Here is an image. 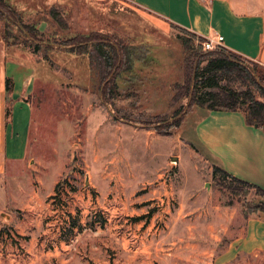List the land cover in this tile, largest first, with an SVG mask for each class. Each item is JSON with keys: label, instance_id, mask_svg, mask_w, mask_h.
Masks as SVG:
<instances>
[{"label": "crops", "instance_id": "0c3cea01", "mask_svg": "<svg viewBox=\"0 0 264 264\" xmlns=\"http://www.w3.org/2000/svg\"><path fill=\"white\" fill-rule=\"evenodd\" d=\"M122 1L142 12L162 31L174 24L206 38L222 35L223 46L264 67V0ZM6 2L26 22H31L38 13L76 0ZM21 50L0 39V189L5 181L10 180L11 184L25 171L29 175L26 191L18 199L11 193L14 199L10 207L14 211L4 212L3 223L9 224L12 231L7 227L0 230V239L5 240L0 245V264H110V248L116 249L118 256H125L123 264H160L164 241L157 229L146 226L142 231L127 234L117 226L114 232L111 218L121 190L133 196L137 190L149 187L152 195L162 194L164 188H173L177 183H185L186 190L194 189L192 176L181 168L182 155L174 148L168 151V160L164 162L157 160L158 151L147 150L143 166L136 167L120 152L121 141L117 146L109 135L100 141L99 147L93 143L91 162L83 152L81 169L89 177L87 187L84 183L75 187L61 181L66 164H60L51 184L46 186L43 174L47 173L49 163L37 159L29 145L33 108L28 95L33 91L37 66L35 59ZM197 107L202 111H198L200 115L186 134L184 130L169 134L176 135L178 147L188 150L195 159L201 178L196 188L200 190L212 180V167L218 165L264 190V127L249 125L240 110L199 106L193 109ZM112 122L118 130L126 126L134 131L145 130L148 145L152 137L163 135L155 128L139 127L132 122ZM107 148L105 152L103 149ZM59 181L57 194L55 185ZM208 197L205 192H195L178 201V211L173 215L172 264H264V214L246 213L238 204H222L213 197L209 213H193L198 204L209 203ZM59 199L69 212H77L63 235L59 229L62 220L56 213ZM156 199L161 198L146 197L140 203L149 204ZM132 205L133 202L125 201L124 210L129 212ZM98 210L110 213L108 222L89 220L88 213ZM151 211L140 207V211L129 213L144 221ZM152 216L158 217L159 212L152 211Z\"/></svg>", "mask_w": 264, "mask_h": 264}, {"label": "rangeland", "instance_id": "374dc122", "mask_svg": "<svg viewBox=\"0 0 264 264\" xmlns=\"http://www.w3.org/2000/svg\"><path fill=\"white\" fill-rule=\"evenodd\" d=\"M90 2L76 0L75 3L64 7L61 5L52 7L48 11L36 14L31 22H26L21 17L23 23L34 24L33 38L24 33L19 24L0 19V39L7 46L20 47L22 52L30 54L36 62L37 77L33 91L28 95L33 108L29 145L30 150L36 152L37 159L49 163L48 175L43 174L46 186L51 184L59 166H62L60 164H66L67 170L61 181L75 187H82L84 183L87 187L89 177L85 176V171L81 169L83 152L84 158L91 162L95 149L93 143L96 142L99 147L100 141L110 135L117 146L121 141L120 152L123 151L136 167L143 166L147 150L158 151L157 160L166 162L168 151L176 148L175 151L180 152L183 157L182 170L192 176L197 187L201 183V178L196 172L195 159L188 150L178 147L176 135L152 137L148 145L149 137L145 130L134 131L131 126L118 130L112 121L116 119L119 123L126 121L139 127L153 128L149 121L155 124L158 116H171L174 110L182 105L184 108L178 117L186 116L185 121L181 127L174 128L172 133L184 130L186 134L190 125L200 115L198 111H202L197 107L189 112L192 106L189 105L188 95L191 76L197 63L193 59V54L204 49L200 47L197 39L174 24L168 31L156 28L142 12L127 2L122 0ZM10 9L14 10L12 7ZM88 37L95 39L99 37L113 43L120 39L129 49L136 51V60L131 61L132 69L121 72L117 79L118 90L121 92L117 98L104 96L103 89L106 83L101 80V74L109 69L106 68L105 71V67L98 63L90 65L91 49L83 44ZM184 39L194 40L190 45L191 49L185 48ZM220 47L223 45L217 44L214 49ZM246 64L254 68L252 63ZM258 71L256 78L264 85V67H259ZM185 76L188 77L187 84ZM175 84H179L177 91L181 98L172 102ZM231 84L237 89L245 88L240 79L234 80ZM257 96L260 97L259 93ZM103 150L107 152L108 148ZM174 167L177 170V166ZM205 167L207 170V166ZM73 170L76 172L75 176ZM18 176L19 179L11 184L10 180L5 181L4 188L0 189V230L7 227L12 231V227L2 220L5 218L4 212L14 211L10 207L14 199L11 193L13 192L18 199V196L29 187L28 172L25 171V174ZM33 184L35 185L34 181ZM229 184L227 181L221 185L212 178L200 190L193 184L191 185L195 187L194 189L186 190L185 183H177L173 188H164L162 194L153 195L149 187L137 190L133 196L128 194L127 190H121L112 218L108 211L102 213L99 210L88 213V216L90 221L100 224L108 222L111 218L114 232L117 226L127 234L142 231L146 226L152 227L153 231L157 229L164 241V254L162 253L159 263L172 264L170 253L174 235L173 215L178 211V201H182L181 198L187 194L205 192L207 197L209 196L208 204L203 202L195 207L193 213L198 215L210 212L213 198H219V201L226 205L238 204L246 213L252 211L264 213V195L257 189L237 184L228 189L226 185ZM146 197L161 199L150 200L151 202H148L152 203L150 205L141 204L140 201ZM125 201L134 203L129 207V212L137 209L140 211L142 207L154 213L159 212V216L154 218L151 211L148 217L141 221L138 215L124 210ZM57 204L59 205V202ZM67 211V205L64 209L59 206L57 208L56 213L62 220L59 228L61 235L67 233L73 221ZM76 213L73 212V217ZM93 213L96 214L92 215ZM66 220L69 221L67 227ZM63 227H66L65 230H62ZM4 244L5 240L0 239V245ZM109 250L110 264H123L125 256L115 254L116 249Z\"/></svg>", "mask_w": 264, "mask_h": 264}, {"label": "trees", "instance_id": "16d2710c", "mask_svg": "<svg viewBox=\"0 0 264 264\" xmlns=\"http://www.w3.org/2000/svg\"><path fill=\"white\" fill-rule=\"evenodd\" d=\"M13 11L10 9L6 0H0V19L3 18L8 22L19 24L20 29L33 38L32 36L35 32L34 24L23 23L21 21V15L15 11L17 13L16 15ZM177 27L197 39L200 47L204 49L203 51H196L193 54V59L197 63L195 69H193L191 87L189 88V105L192 106L189 112L195 106L209 110H240L245 114L246 121L249 125L264 127V85L256 78V74H259L258 68L263 66L225 46L220 47V49H206L204 47L206 37L183 27ZM85 40L83 44L91 49L89 51L90 65L92 66V63H98L101 67H105V71L107 70L106 68L109 69V71L101 74V80L106 83L103 89L104 96L112 99L119 97L121 92L118 90L117 79L121 72L132 69L131 61L136 60V51L129 49L127 47L128 45L124 44L120 39H116V43L99 37L96 39L88 37ZM183 42L186 49H191L190 45L194 43V40L184 39ZM247 62L252 63L254 68L252 69L247 65ZM187 76H185V84L188 83ZM236 79H240L245 85V88H234L231 82ZM9 83L10 81L7 78L6 90L10 89ZM178 85L175 84L176 90L172 96V102L179 101L181 98V95L177 91ZM257 93H259L260 97L257 96ZM183 108L181 105L174 110L171 116H158L156 123L154 124V122L149 121V125L153 126L159 133L169 135L174 128L181 127L185 121L186 116L184 118L183 116L178 117L182 113ZM213 179L221 185L229 181L230 184L226 185L228 189L235 187V184L245 185L257 189L264 195V190L260 187L234 177L218 165L213 166ZM60 183L61 181L55 185V192L57 194ZM58 202L60 203L61 200L59 199Z\"/></svg>", "mask_w": 264, "mask_h": 264}, {"label": "built area", "instance_id": "2783aa9c", "mask_svg": "<svg viewBox=\"0 0 264 264\" xmlns=\"http://www.w3.org/2000/svg\"><path fill=\"white\" fill-rule=\"evenodd\" d=\"M224 40V37L222 36V35H217V36H215V37H212V38H207L206 39V41L204 42V47L206 48V49H213V48H215V46L217 45V44H222V41ZM59 207L61 208V209H64L65 207H66V204H64L62 201L59 203ZM68 212V216H70L72 219L74 218L73 217V213H71V212H69V211H67ZM96 213H93L92 215H95ZM66 224V227L67 226H69V221L68 220H66V222H65ZM66 227H63V229L62 230H65V228Z\"/></svg>", "mask_w": 264, "mask_h": 264}]
</instances>
